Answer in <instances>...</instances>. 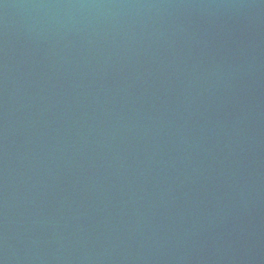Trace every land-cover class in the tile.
<instances>
[{
  "label": "water",
  "instance_id": "95a60500",
  "mask_svg": "<svg viewBox=\"0 0 264 264\" xmlns=\"http://www.w3.org/2000/svg\"><path fill=\"white\" fill-rule=\"evenodd\" d=\"M0 264H264V0H0Z\"/></svg>",
  "mask_w": 264,
  "mask_h": 264
}]
</instances>
